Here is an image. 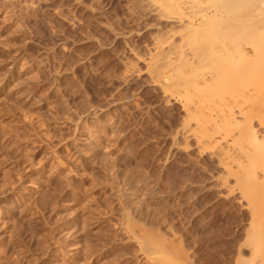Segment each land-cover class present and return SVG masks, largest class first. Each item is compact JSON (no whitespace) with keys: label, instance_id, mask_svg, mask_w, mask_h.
<instances>
[{"label":"rangeland","instance_id":"1","mask_svg":"<svg viewBox=\"0 0 264 264\" xmlns=\"http://www.w3.org/2000/svg\"><path fill=\"white\" fill-rule=\"evenodd\" d=\"M151 8L0 0V264H160L146 234L189 244L208 218L195 155L164 139L178 107L144 72Z\"/></svg>","mask_w":264,"mask_h":264},{"label":"bare ground","instance_id":"2","mask_svg":"<svg viewBox=\"0 0 264 264\" xmlns=\"http://www.w3.org/2000/svg\"><path fill=\"white\" fill-rule=\"evenodd\" d=\"M151 4L164 25L144 72L165 103L178 107L164 139L195 155L188 186L197 200L210 194L213 206L193 225L189 244L170 229L173 241L146 234L144 246L160 264H211L206 250L220 253L219 264H264V0Z\"/></svg>","mask_w":264,"mask_h":264}]
</instances>
